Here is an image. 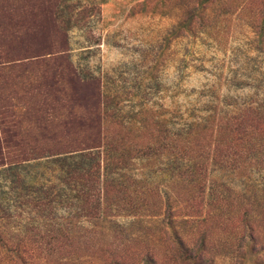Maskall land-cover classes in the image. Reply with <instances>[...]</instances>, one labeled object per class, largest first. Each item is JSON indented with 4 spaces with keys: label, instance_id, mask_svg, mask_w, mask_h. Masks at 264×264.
<instances>
[{
    "label": "trees",
    "instance_id": "obj_1",
    "mask_svg": "<svg viewBox=\"0 0 264 264\" xmlns=\"http://www.w3.org/2000/svg\"><path fill=\"white\" fill-rule=\"evenodd\" d=\"M161 1L174 129L102 100L58 0H0V264H264V0Z\"/></svg>",
    "mask_w": 264,
    "mask_h": 264
},
{
    "label": "rangeland",
    "instance_id": "obj_2",
    "mask_svg": "<svg viewBox=\"0 0 264 264\" xmlns=\"http://www.w3.org/2000/svg\"><path fill=\"white\" fill-rule=\"evenodd\" d=\"M163 5L161 0H58L53 5L61 27L68 29L69 57L76 70L82 77H95L102 100L106 98L114 107L124 108L125 115L134 106L139 110L140 104L155 114L162 109L168 110V117L176 113V39L166 49V35L175 16L173 11L161 15ZM241 56L227 59V73L243 67ZM212 64L207 62V70L201 73L189 67L184 85L197 89L208 83L207 78L215 69ZM249 90L248 87L236 93V87L230 83L223 88L224 93L232 91L239 97ZM175 121L173 117V129Z\"/></svg>",
    "mask_w": 264,
    "mask_h": 264
}]
</instances>
